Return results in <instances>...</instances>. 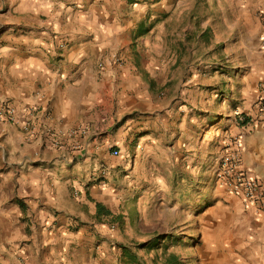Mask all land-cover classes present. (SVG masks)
I'll return each mask as SVG.
<instances>
[{
  "label": "crops",
  "instance_id": "1",
  "mask_svg": "<svg viewBox=\"0 0 264 264\" xmlns=\"http://www.w3.org/2000/svg\"><path fill=\"white\" fill-rule=\"evenodd\" d=\"M131 1L0 0V101L11 102L20 119L35 111L27 130L21 120L0 123V211L24 214L38 234L37 242L21 247L24 264H62L66 255L75 264H111L100 256L104 241L95 243L115 232L101 222L106 215L95 214L97 204L114 213L112 180L128 164L122 149L129 161L148 156L165 141L168 119H180L181 101H165L150 86V63L138 49L146 6ZM237 3L254 23L237 41L250 60L235 114L247 121H230L225 137L243 136L241 167L264 178V106L256 103L264 0ZM129 166L133 171L138 164ZM217 188L233 204L225 211L239 221L224 235L218 264H264V211L245 207L215 181ZM33 244L46 250L43 256H33ZM210 250L216 258V243Z\"/></svg>",
  "mask_w": 264,
  "mask_h": 264
},
{
  "label": "rangeland",
  "instance_id": "2",
  "mask_svg": "<svg viewBox=\"0 0 264 264\" xmlns=\"http://www.w3.org/2000/svg\"><path fill=\"white\" fill-rule=\"evenodd\" d=\"M131 2L146 6L148 30L138 49L150 63L155 94L171 103L180 100V119H168L165 141L148 156L129 161L122 149L128 164L116 162L121 169L112 180L113 210L121 219L103 217L115 235L100 237L95 247L104 241L100 256L107 255L111 264H122L121 244L135 250L142 264H165L168 253H175L179 264H218L224 235L239 221L225 211L233 204L214 189L212 171L230 121L237 119L240 78L250 60L237 41L254 23L237 0ZM133 162L138 167L131 171ZM2 213L0 264H24L21 247L37 242L38 234L24 214ZM159 236L157 245L148 244ZM211 243L217 245L216 258ZM31 250L33 256L46 252L35 244ZM67 257L62 264H75Z\"/></svg>",
  "mask_w": 264,
  "mask_h": 264
},
{
  "label": "built area",
  "instance_id": "3",
  "mask_svg": "<svg viewBox=\"0 0 264 264\" xmlns=\"http://www.w3.org/2000/svg\"><path fill=\"white\" fill-rule=\"evenodd\" d=\"M257 106L261 109L264 106V74L258 82ZM22 118L18 109L9 101H0V123H18L24 129H29L30 119H35V111L29 110ZM245 115L237 113L236 122L243 124ZM45 133L52 143L57 142L55 133L45 129ZM241 134L229 138L227 143L215 157V164L212 171L214 181L222 183L231 193L240 197L245 207L256 211H264V178L254 175L249 169L241 167L242 159ZM113 155H118L119 150L110 147Z\"/></svg>",
  "mask_w": 264,
  "mask_h": 264
},
{
  "label": "trees",
  "instance_id": "4",
  "mask_svg": "<svg viewBox=\"0 0 264 264\" xmlns=\"http://www.w3.org/2000/svg\"><path fill=\"white\" fill-rule=\"evenodd\" d=\"M141 27H142V29L140 31L141 34H145L146 31L148 30V25L144 26V23L142 21ZM149 82H150V86H152L153 85L152 79H150ZM246 121H247V118L244 117V120L242 121V123H245ZM101 214L106 215V216H110L111 218H114V219H118V220L121 219L120 215L112 213L109 209H106V208L100 206L99 204H97L95 215L98 218ZM159 238H160V236L148 244L157 245L159 242ZM119 247L121 248L120 261L122 262V264H142L139 261V257H138V254L136 253V251L133 250L129 245L121 244V245H119ZM179 263H180V261L178 260V256L175 253H168V255L166 257V263L165 264H179Z\"/></svg>",
  "mask_w": 264,
  "mask_h": 264
}]
</instances>
